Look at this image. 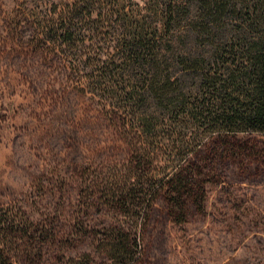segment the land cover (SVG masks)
<instances>
[{
    "label": "trees",
    "instance_id": "obj_1",
    "mask_svg": "<svg viewBox=\"0 0 264 264\" xmlns=\"http://www.w3.org/2000/svg\"><path fill=\"white\" fill-rule=\"evenodd\" d=\"M47 3L32 15L44 43L72 55L132 155L113 181L82 193L75 231L0 212V264H41L50 242L89 247L64 264H138L159 197L176 222L205 209L210 174L193 152L211 138L264 134V0ZM93 207L104 219L100 231Z\"/></svg>",
    "mask_w": 264,
    "mask_h": 264
},
{
    "label": "rangeland",
    "instance_id": "obj_2",
    "mask_svg": "<svg viewBox=\"0 0 264 264\" xmlns=\"http://www.w3.org/2000/svg\"><path fill=\"white\" fill-rule=\"evenodd\" d=\"M48 1L0 0V212L60 234L77 228L89 185L113 181L132 152L122 125L74 72L72 55L44 43L32 15ZM191 159L210 174L204 211L176 222L159 197L138 264H264V134L211 138ZM89 212L102 230L101 209ZM61 247L47 244L41 264H64L89 248Z\"/></svg>",
    "mask_w": 264,
    "mask_h": 264
}]
</instances>
